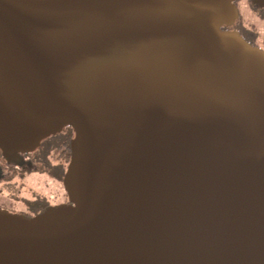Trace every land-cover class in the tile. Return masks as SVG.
I'll return each mask as SVG.
<instances>
[{
    "label": "water",
    "instance_id": "1",
    "mask_svg": "<svg viewBox=\"0 0 264 264\" xmlns=\"http://www.w3.org/2000/svg\"><path fill=\"white\" fill-rule=\"evenodd\" d=\"M236 1L0 0V145L76 131L72 204L0 209V264H264V50L223 29Z\"/></svg>",
    "mask_w": 264,
    "mask_h": 264
},
{
    "label": "flooded vegetation",
    "instance_id": "2",
    "mask_svg": "<svg viewBox=\"0 0 264 264\" xmlns=\"http://www.w3.org/2000/svg\"><path fill=\"white\" fill-rule=\"evenodd\" d=\"M239 18L223 29L239 32L252 45L264 50V6L245 0L243 7L257 15V23ZM257 26V28H256ZM73 126L66 124L40 140L34 148L8 153L0 145V209L11 214L35 217L49 207L72 204L65 178L72 158Z\"/></svg>",
    "mask_w": 264,
    "mask_h": 264
},
{
    "label": "rangeland",
    "instance_id": "3",
    "mask_svg": "<svg viewBox=\"0 0 264 264\" xmlns=\"http://www.w3.org/2000/svg\"><path fill=\"white\" fill-rule=\"evenodd\" d=\"M244 1L245 0L239 1V5L241 7V18H242V20L245 21V23H249V24L257 23L259 25V27H262L263 24L260 23L257 15L251 13L248 8L243 7ZM256 28H257V26H256Z\"/></svg>",
    "mask_w": 264,
    "mask_h": 264
}]
</instances>
